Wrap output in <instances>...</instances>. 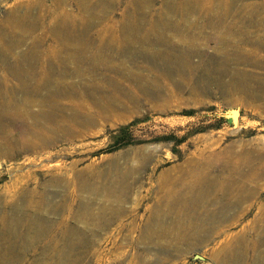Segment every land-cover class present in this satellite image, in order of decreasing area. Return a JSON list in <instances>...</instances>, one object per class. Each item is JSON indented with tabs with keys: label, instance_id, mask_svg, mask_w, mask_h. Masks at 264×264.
<instances>
[{
	"label": "rangeland",
	"instance_id": "obj_1",
	"mask_svg": "<svg viewBox=\"0 0 264 264\" xmlns=\"http://www.w3.org/2000/svg\"><path fill=\"white\" fill-rule=\"evenodd\" d=\"M28 1L38 17L52 11V0H0V29L10 38H18L20 31L14 29L7 12ZM60 9L75 22H92L88 33L101 30L105 39L113 37L121 25L133 24L137 37L110 62L120 63V68L138 75L140 81L129 82L118 76L130 91L114 92L117 104L107 109L106 105L102 116L96 117L94 106L85 120L57 114V134L43 149L0 157V208L6 198L4 185L13 190L25 181L33 185L37 178L61 177L69 181L71 196H82V203L93 214L116 195H129L123 207L134 210L132 225L138 226L158 200L157 183H168L165 178L170 182L181 163L190 156L198 157L201 150L207 154L226 149L230 163L225 158L212 163L209 174L222 175V183H257V191L249 200L229 207L227 214L236 215L218 228L229 234L241 229L252 232V220L259 203L264 202V169L258 167L253 152L248 158L245 153L256 142L264 143V0H66ZM18 10L26 14L25 8ZM143 36L148 39L141 40ZM29 40L24 39V47ZM1 72L9 83H15L5 67L0 66ZM234 110L239 113L233 120ZM19 123L20 119L12 123L15 135ZM56 183L45 188L51 204L59 199L56 194H60L62 185L58 183L62 181ZM77 183H84L83 190ZM223 203L221 200L215 206ZM42 211L48 221L61 218L58 213ZM131 217L129 212L122 214L105 232L94 228V219L70 218V226L79 232L76 237L87 239L88 244L84 249L79 242L69 256L78 261L76 264H113V257L123 253L117 264H129L131 255L140 250L139 264L144 260L212 264L214 244L222 236L180 249L172 247L167 252L150 244L134 247L123 236L131 226ZM202 221L210 223L212 219ZM199 223L201 220L195 221ZM19 232L26 233L27 239L32 236L23 227ZM136 235L133 231L128 237ZM44 241L25 251L23 264H30L34 255L42 264H61V251L51 256L50 250L49 255L41 256L39 249L34 250ZM59 245L62 250L65 242ZM62 255L66 260V254Z\"/></svg>",
	"mask_w": 264,
	"mask_h": 264
},
{
	"label": "bare ground",
	"instance_id": "obj_2",
	"mask_svg": "<svg viewBox=\"0 0 264 264\" xmlns=\"http://www.w3.org/2000/svg\"><path fill=\"white\" fill-rule=\"evenodd\" d=\"M65 1L52 0L49 4L52 11L44 13L43 17L33 12L31 1L25 5L19 2L7 12L8 20L14 22L15 30L19 28L20 36L10 38L0 29V66L5 67L9 76L15 79V83H9L7 76L0 73V157H11L21 150L43 149L44 144L57 134L54 127L57 114L68 113L74 119L85 120L94 106L96 117L102 116L107 108L117 104L114 92L127 94L130 91L128 85L117 79L118 76L129 82L140 81L138 75L120 68V63L110 62L119 52L130 48L129 43L137 37L136 27L131 23L121 25L117 33L107 39L101 30L88 33L92 22L71 20L70 14L60 9V4ZM21 8H25V15L19 14L18 9ZM27 36L30 40L24 47ZM146 39L148 37H141L143 41ZM105 106L106 109L102 110ZM236 116L234 112L232 117L236 119ZM16 119H20L17 135L12 128ZM225 150L207 154L201 150L198 157L190 156L181 163L170 182L169 178H165L168 183H157L155 193H158V200L150 207L145 221L138 226L132 225L136 215L134 210L123 207L130 198L127 194L116 195L93 214L87 204L82 203V196H71L69 181L61 177L35 178L33 185L25 181L20 186H11L13 190L4 185L2 192L6 198L0 208V264H23L25 251L41 239L45 240L43 245L34 247V250L39 249V255H49L51 250V256H54L61 251L67 256L65 260L60 253L58 258L65 261L61 260V264H76L78 261L69 256L70 250L78 247L79 242L85 249L88 243L87 239L84 241L76 237L79 232L72 229L69 219H94V228L105 232L126 212L132 214V219L123 236L130 246L139 247L141 244L146 247L150 244L158 251L167 252L172 247L180 249L182 245L202 244L210 237L222 236L214 244L216 246L213 245L212 264H264V202L258 205L252 220V232L241 229L229 234L225 229L218 228L219 224L236 215L235 212L227 214L229 207L249 200L257 191V183H222V175L209 174L212 163L223 158L230 163L229 153ZM252 152L259 160L260 170L264 169V161H261L264 143L256 142L244 153L248 158L252 157ZM242 156L249 161L244 154ZM57 180L62 181L58 183L62 185L60 194H56L59 199L51 204L45 188L49 183L57 184ZM83 185L77 183L80 191ZM160 191L162 194H159ZM16 200L19 202L16 203ZM221 200L224 203L218 208L215 204ZM42 209L58 213L61 218L48 221L43 218ZM202 219L212 221L205 223ZM197 220L201 223L195 224ZM21 227L32 233L31 238L27 239L26 233L20 235ZM133 231L137 233L136 237H128ZM61 241L65 242L62 250ZM141 254L140 250L133 253L129 264H139ZM122 255L114 256L112 263L117 264ZM40 261L34 255L30 264H42ZM143 264L161 262L144 260Z\"/></svg>",
	"mask_w": 264,
	"mask_h": 264
},
{
	"label": "water",
	"instance_id": "obj_3",
	"mask_svg": "<svg viewBox=\"0 0 264 264\" xmlns=\"http://www.w3.org/2000/svg\"><path fill=\"white\" fill-rule=\"evenodd\" d=\"M234 112H235L236 115H238V113H239L237 110H234ZM233 120H234V118H233Z\"/></svg>",
	"mask_w": 264,
	"mask_h": 264
}]
</instances>
